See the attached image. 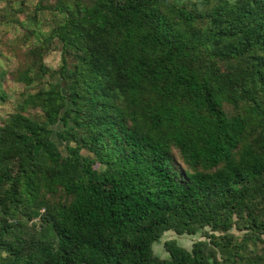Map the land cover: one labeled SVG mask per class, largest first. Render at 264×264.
Returning a JSON list of instances; mask_svg holds the SVG:
<instances>
[{"label":"trees","instance_id":"16d2710c","mask_svg":"<svg viewBox=\"0 0 264 264\" xmlns=\"http://www.w3.org/2000/svg\"><path fill=\"white\" fill-rule=\"evenodd\" d=\"M0 2L42 36L0 115V264H264V0ZM169 230L203 238L161 257Z\"/></svg>","mask_w":264,"mask_h":264},{"label":"rangeland","instance_id":"374dc122","mask_svg":"<svg viewBox=\"0 0 264 264\" xmlns=\"http://www.w3.org/2000/svg\"><path fill=\"white\" fill-rule=\"evenodd\" d=\"M25 2L30 6L29 8L32 9V7L38 2V0H25ZM20 3L21 0H14V8L16 7L17 10L20 9L22 7ZM4 5V2H0V50L3 53L1 54L2 59L0 61L2 64L8 65L11 74H7V76L3 80V85L9 91L10 98H8V100L6 101L0 100V115L2 119H5L15 108L16 100L25 88L24 83L14 80L12 71L17 67L24 66L29 61L27 54L28 48L42 37L41 34L39 35V37L36 36V34L31 35L25 28V25L29 29H33L36 27V23L34 25L31 24L32 22L27 16V13L30 10L28 12L20 10L21 12L17 13V18L25 23V25H21L19 22H17L16 18L14 19V21L1 19L3 17L2 7ZM39 16L41 18V24L39 26L40 31L42 33H46L53 26V20L57 18V15L54 14V12L47 10L39 13ZM61 56V50L58 47H53L46 53L44 60L52 68H57L61 64ZM201 238L203 237L200 233H197L195 235H179L175 231L169 230L163 234L161 240L156 242L153 247L157 255L161 257H167L168 252L164 246V243L167 240L175 239L181 245L187 248H191L194 241Z\"/></svg>","mask_w":264,"mask_h":264}]
</instances>
